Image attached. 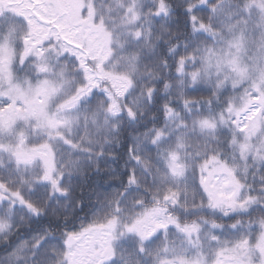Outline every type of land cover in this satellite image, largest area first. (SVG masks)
I'll use <instances>...</instances> for the list:
<instances>
[{
  "label": "snow or ice",
  "instance_id": "snow-or-ice-1",
  "mask_svg": "<svg viewBox=\"0 0 264 264\" xmlns=\"http://www.w3.org/2000/svg\"><path fill=\"white\" fill-rule=\"evenodd\" d=\"M0 264H264V0H0Z\"/></svg>",
  "mask_w": 264,
  "mask_h": 264
}]
</instances>
